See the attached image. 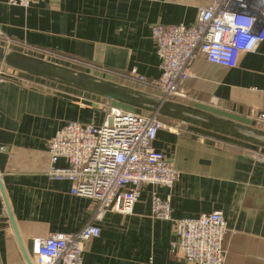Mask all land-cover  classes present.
<instances>
[{
    "label": "crops",
    "instance_id": "1",
    "mask_svg": "<svg viewBox=\"0 0 264 264\" xmlns=\"http://www.w3.org/2000/svg\"><path fill=\"white\" fill-rule=\"evenodd\" d=\"M211 2L35 0L20 7L0 0V22L7 34L31 45L158 78L152 25L192 24L197 9ZM191 69L186 86L192 100L179 101L264 127L256 120L264 113V42L239 67L197 57ZM33 79L34 84H0V264H35L36 241L79 230L90 222L94 204L72 195L68 180L47 174L48 146L69 121L99 125L106 100ZM185 126L179 134L159 129L153 141L179 171L177 180L170 188L145 185L131 213L107 211L93 221L100 233L85 242L82 264H187L170 251L173 220L151 217L152 191L170 198L172 219L222 212L227 226L223 264H264V163L250 153L256 147Z\"/></svg>",
    "mask_w": 264,
    "mask_h": 264
},
{
    "label": "built area",
    "instance_id": "2",
    "mask_svg": "<svg viewBox=\"0 0 264 264\" xmlns=\"http://www.w3.org/2000/svg\"><path fill=\"white\" fill-rule=\"evenodd\" d=\"M12 6L28 7L35 0H7ZM151 37L159 58L158 78H148L135 68L116 70L80 60L54 49L31 45L7 34L0 22V44L17 48L53 61L81 66L110 75L113 79L176 100H192L186 82L193 75L197 57L211 64L236 68L243 58L264 42V0H212L197 9L192 24H162L151 27ZM34 79L0 67V84ZM211 103L216 98L209 97ZM99 125L69 121L50 140L47 174L68 180L70 193L91 199L90 222L75 232H54L36 241L35 264H82L84 244L99 236V221L107 211L132 212L145 185L170 188L179 171L166 156L153 147L159 129L177 134L187 126L157 115L103 102ZM264 124V113L256 116ZM253 158L264 163V151L252 148ZM64 166L57 165L59 160ZM5 209V204H3ZM151 217L173 220L174 238L170 251L180 253L187 264H223V241L227 226L222 212L198 217L172 219L170 198L151 196Z\"/></svg>",
    "mask_w": 264,
    "mask_h": 264
},
{
    "label": "water",
    "instance_id": "3",
    "mask_svg": "<svg viewBox=\"0 0 264 264\" xmlns=\"http://www.w3.org/2000/svg\"><path fill=\"white\" fill-rule=\"evenodd\" d=\"M0 67L264 150V127L0 44Z\"/></svg>",
    "mask_w": 264,
    "mask_h": 264
}]
</instances>
